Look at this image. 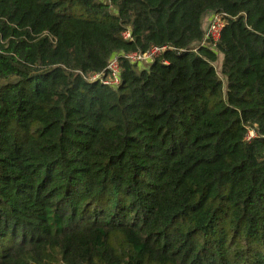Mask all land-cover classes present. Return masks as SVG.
<instances>
[{"label": "trees", "instance_id": "16d2710c", "mask_svg": "<svg viewBox=\"0 0 264 264\" xmlns=\"http://www.w3.org/2000/svg\"><path fill=\"white\" fill-rule=\"evenodd\" d=\"M0 264H264V0H0Z\"/></svg>", "mask_w": 264, "mask_h": 264}, {"label": "built area", "instance_id": "2783aa9c", "mask_svg": "<svg viewBox=\"0 0 264 264\" xmlns=\"http://www.w3.org/2000/svg\"><path fill=\"white\" fill-rule=\"evenodd\" d=\"M224 26L223 16L217 13H213L208 18V23L205 29L204 38L200 44L204 45L209 43H216L220 39L221 31ZM129 32L125 33V37L128 38ZM167 47H153L145 53H130L125 57L133 62H140L142 64H149L150 61L158 54L166 50ZM145 62V63H144ZM108 69L110 71L107 78L103 80L105 84L118 85L120 83L119 78V57L115 56L109 63ZM98 76H95L97 78Z\"/></svg>", "mask_w": 264, "mask_h": 264}, {"label": "rangeland", "instance_id": "374dc122", "mask_svg": "<svg viewBox=\"0 0 264 264\" xmlns=\"http://www.w3.org/2000/svg\"><path fill=\"white\" fill-rule=\"evenodd\" d=\"M206 26H207V21H206V23H205V25H204V28H206ZM221 57H220V60H218L217 62H216V68H217V71L219 72V74L221 75ZM145 63V62H144ZM146 64H144V66H145ZM222 76V75H221Z\"/></svg>", "mask_w": 264, "mask_h": 264}, {"label": "crops", "instance_id": "0c3cea01", "mask_svg": "<svg viewBox=\"0 0 264 264\" xmlns=\"http://www.w3.org/2000/svg\"><path fill=\"white\" fill-rule=\"evenodd\" d=\"M209 15H210V14L207 15V17H206V19H205V23H206V21L208 20Z\"/></svg>", "mask_w": 264, "mask_h": 264}]
</instances>
